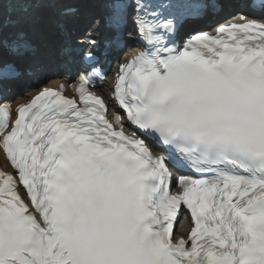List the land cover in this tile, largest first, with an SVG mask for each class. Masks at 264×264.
Wrapping results in <instances>:
<instances>
[{
    "label": "snow or ice",
    "instance_id": "obj_1",
    "mask_svg": "<svg viewBox=\"0 0 264 264\" xmlns=\"http://www.w3.org/2000/svg\"><path fill=\"white\" fill-rule=\"evenodd\" d=\"M240 6L264 19V0ZM215 7L112 0L105 51L125 49L130 28L139 44L111 94L131 131L89 91L105 78L91 37L81 41L91 70L72 98L63 82L43 88L10 131L0 102V149L15 172L0 171V264H264V22L241 13L176 42L186 19ZM63 39L71 50L70 29ZM32 54L15 43L0 55V86L26 75ZM185 209L192 226L177 239Z\"/></svg>",
    "mask_w": 264,
    "mask_h": 264
},
{
    "label": "bare ground",
    "instance_id": "obj_2",
    "mask_svg": "<svg viewBox=\"0 0 264 264\" xmlns=\"http://www.w3.org/2000/svg\"><path fill=\"white\" fill-rule=\"evenodd\" d=\"M49 18H50V17H49L48 15H45L44 18H43V20H42V22H43L42 25H47V23H48L47 20H48ZM57 81H58V80H54V81H52V82L50 83V85L55 86Z\"/></svg>",
    "mask_w": 264,
    "mask_h": 264
}]
</instances>
